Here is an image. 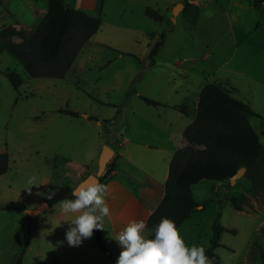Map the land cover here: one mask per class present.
Here are the masks:
<instances>
[{
    "label": "rangeland",
    "instance_id": "374dc122",
    "mask_svg": "<svg viewBox=\"0 0 264 264\" xmlns=\"http://www.w3.org/2000/svg\"><path fill=\"white\" fill-rule=\"evenodd\" d=\"M241 1L206 0L198 9L196 0H106L105 12L114 14L115 10L118 11L113 18L117 19L123 11L127 13L116 22L118 27L127 30L123 32L140 31L141 37L134 42L136 35L132 34L129 43L125 39L114 38L112 43L115 46H105L103 51L96 52L95 59L84 71L82 84L79 79L29 78L21 62L6 51H0V153H8L10 157L9 171L0 177V209L4 206L33 209L37 199L49 197L60 188L70 186L71 162L90 165L89 157L93 151L100 145H103V150L107 145L106 135L99 136L98 133L105 132L113 118L121 123V112L109 105L121 104L123 87L119 90L116 88L115 75L122 74L121 67L125 64L118 60L103 68L105 62L113 61L118 56L116 45L121 44L116 43L123 42L124 45L119 46L123 48L135 44L136 53L141 54L145 49L143 42L150 40L155 44L165 34L166 43L158 56L161 60L200 56L206 57L207 61L213 60L212 66H216L232 56L235 32L241 44H238V54L229 68L243 74L231 79L242 89L243 94H238L236 98L245 100L249 97L246 88L248 78L244 73L248 71L249 76L258 77L264 72V60H259V56L264 54V12L236 8ZM241 3L248 7L247 2ZM178 4L183 5V10L173 23V11ZM102 15L105 19V14ZM115 20L109 19L107 22L113 23ZM112 27L109 24L108 28ZM12 40L16 42L19 39ZM247 43L252 44V48L244 47ZM209 54H212L211 58ZM8 70L20 74L24 81L18 91L7 78ZM170 77L163 71L158 86L135 83V87L131 86V93L133 89L141 91L143 88L145 91L142 90V93L149 91L148 95L166 100L170 97V86L166 83ZM214 82L212 79L210 83ZM254 91L256 108L262 112L264 119L262 88L257 87ZM140 103V99L132 94L130 104ZM59 110H70L79 116L60 115ZM87 116L96 117L97 120L88 121ZM263 119H251L259 132L264 131ZM121 136L130 137L125 129ZM157 151L161 152L160 148L153 152ZM32 177H35L37 186L28 184ZM216 185L210 180L196 184L195 200L208 202V205L205 209L200 206L201 210L181 228V234L190 246L202 245L207 250L211 248L213 223L221 214L220 224L226 231L221 236V247L213 249V257L207 264H261L264 228L258 233L257 230L264 220V193L254 192L246 175L235 185L222 183L219 193H216ZM229 195L241 199L243 212L232 207ZM58 208H48L35 218L26 213L19 215L11 210H0V264H15L29 224L32 225L33 240L22 264H73L79 246L67 243L69 225L62 227L58 223L61 214ZM104 235L106 238L105 229ZM107 239L112 249L115 246L113 238L107 235ZM83 248L87 254L93 253L94 248L98 249L94 235L84 240ZM107 261L110 262L108 264H116L117 260L111 262L107 257Z\"/></svg>",
    "mask_w": 264,
    "mask_h": 264
},
{
    "label": "crops",
    "instance_id": "0c3cea01",
    "mask_svg": "<svg viewBox=\"0 0 264 264\" xmlns=\"http://www.w3.org/2000/svg\"><path fill=\"white\" fill-rule=\"evenodd\" d=\"M196 1L198 9L206 2V0ZM242 1L247 2L248 7H245L243 3H241ZM242 1L238 3L239 6H236V8L244 10L256 9L253 7L252 0ZM65 3L68 7L82 10L89 15H101L102 25L97 34L85 44L78 54L65 78L60 80L79 79L81 83V78L85 79L84 71L87 65L95 59V53L103 51L105 46H115L114 43H112L114 38L121 40L125 39V41L129 43L130 35H136L133 38L134 42L141 37L140 31H137V33L135 31L132 33L123 32L127 30L118 27L119 24L116 22L121 19V15L127 16V13L123 11L117 19L113 18L118 11L115 10L113 12L114 14L107 13V11L105 12L106 0H65ZM47 9V0H1L0 29L11 27L15 28L17 31L33 32L36 30L41 19L46 15ZM256 10L264 12V5ZM103 13L105 14V19L103 18ZM109 19L116 20L113 21V23H109L107 22ZM157 20L160 21L159 18ZM109 24L114 27L109 29ZM156 38L157 37H155V39ZM20 42L21 40L19 39L15 43ZM240 42L241 41L237 39L234 32L232 40L234 51L232 56L229 59H223L220 61V64L217 63L216 66H212L213 60L207 61L205 59L206 57H178L161 60L160 57L158 58V54L156 62L152 67L148 65V55L150 45L152 44L150 40L143 42L142 45L145 49L141 54L136 53V49L134 48L135 44L123 48L119 47L124 45L123 42L116 43L121 44L116 45L119 50L118 56L114 58L113 61L105 62L103 68L111 66L112 62H117L118 60L121 61V64H125L121 67L122 74L115 75L117 78L116 88L119 90L121 86L123 87L121 104H108L109 106L117 107L119 113L121 112V123H117V119L113 118L109 121L110 126L105 128V132L101 131L98 133L99 136L103 134L106 135V144L114 150V158H116V168L112 172V178L105 184L108 188L105 194V201L110 208V215L105 217L103 221L104 229L106 230V238L104 229H101V232L107 246V251L98 252L99 250L94 248L93 253L87 254L82 243L75 257L76 261L73 264H104V262L108 264L110 262L107 261V257H110L111 262H114V260L118 259L122 248L118 242L113 239V245L115 243V246L111 249V246L108 244L107 235L111 234L113 237L118 236L120 231L126 227V224L133 220H142L147 225L149 217L164 199L165 183L169 176V167L172 157L177 150L188 145L184 136V131L196 118L197 106L202 89L208 84H214L222 86V88L235 99H237L236 97L238 94H243H241V87L237 82L231 79L232 76L242 75L243 73L229 68L231 61L238 54V44ZM165 43L161 49L165 46ZM244 47L252 48V44L247 43ZM208 57L211 58L212 54H209ZM259 60H264V54L259 56ZM163 71L171 75L166 82L170 86L168 95L170 97L168 99L165 100L161 97L148 95L149 93L147 92L149 91L142 93V90L145 91L143 88L140 89L141 91L133 89L134 92L131 93V86L135 87V83L142 85L148 83L152 87L158 86L161 83L160 76ZM244 74L245 77L248 78L246 88L248 89L247 92L249 97H246L245 100L240 99V101L242 100V102L248 103L255 113L261 115L262 112L256 108V92L254 90L257 89V87H261V94L264 96V72L258 77L249 76L250 73H248V71ZM123 75H125V77ZM142 75L143 77H141ZM193 75L195 76L194 78L192 77ZM137 78L139 79L138 81ZM212 79L215 80L214 83H210ZM83 83L85 84V81H83ZM107 91L109 90L107 89ZM132 94L138 99H140V97H146L161 103V105H147L141 99L140 104L132 105L130 104ZM68 111L70 110H59V114L71 116L67 113ZM252 118L257 117L251 116L249 118L251 124ZM86 119L88 121L97 120L96 117L91 116H87ZM99 125L101 126L102 123H99ZM252 126L260 135V141L264 146V131L259 132L253 124ZM123 128L130 137L121 136L123 134ZM102 147L103 145H100L93 151V154L89 157L90 165H86L88 163L71 162L69 171L71 174L70 186L73 189L89 175L96 174ZM158 148H160L161 152H153ZM157 153H159V155H157ZM213 182L218 184L215 188H217L216 193H219L222 188V182ZM195 186L196 185L193 186V194ZM36 202L37 204L33 209L43 204L45 198H39ZM55 206L59 207V204ZM58 209L60 210V207ZM199 210H201L200 207L198 208V211ZM191 218L185 221L180 229L189 222ZM72 219L73 216H65L61 212L60 216H58V223H60L62 227H65L68 225L67 222H70ZM263 228L264 220L259 226L257 233ZM145 234L148 237L150 235L147 227ZM113 255L116 258H114ZM103 259H105V261Z\"/></svg>",
    "mask_w": 264,
    "mask_h": 264
},
{
    "label": "trees",
    "instance_id": "16d2710c",
    "mask_svg": "<svg viewBox=\"0 0 264 264\" xmlns=\"http://www.w3.org/2000/svg\"><path fill=\"white\" fill-rule=\"evenodd\" d=\"M47 2V13L35 31H17L11 27L0 29V51H6L21 62L29 78L64 79L85 44L100 30L102 17L70 8L65 0ZM252 3L254 8L260 9L264 0H252ZM165 37L163 34L159 41L150 45L149 67L154 66ZM13 38H18L21 42L15 43ZM6 75L13 88L18 91L24 83L21 75L11 70ZM140 99L147 105H161L146 97ZM67 113L73 117L79 116L72 111ZM251 116L263 119L248 103L235 99L220 85L208 84L202 89L196 118L184 131L188 145L177 150L172 157L164 199L148 219L146 227L149 237L154 235V228L162 218L172 219L180 228L200 206L206 208L208 202L198 203L193 194V186L202 180L230 183L238 171L244 168L254 192L264 193V146L260 135L249 121ZM115 163L116 158L108 164L100 184L105 185L112 178ZM9 164V154L0 153V177L9 171ZM73 190L71 186L62 187L51 198L46 197L45 202L52 208L61 200L74 199ZM228 197L232 207L243 212L241 199L232 195ZM26 209L4 206L0 210H11L23 215ZM220 218L221 214H218L212 226L211 248L205 251L208 260L213 257V249L221 247V236L226 231L220 224ZM93 235L96 247L106 252L107 246L101 229L94 230ZM32 240V225L29 224L21 240L15 264L23 263ZM260 260L264 264V250Z\"/></svg>",
    "mask_w": 264,
    "mask_h": 264
},
{
    "label": "clouds",
    "instance_id": "9594fccd",
    "mask_svg": "<svg viewBox=\"0 0 264 264\" xmlns=\"http://www.w3.org/2000/svg\"><path fill=\"white\" fill-rule=\"evenodd\" d=\"M28 184L37 186L35 177ZM107 191V186L100 183L83 184L73 190L74 199L59 201L60 211L73 216L67 222L66 240L70 246H80L93 236L94 230L104 229L103 221L110 215L105 201ZM145 230L144 221L133 220L118 236L110 234L122 248L116 264H207L204 246H190L172 219L162 218L151 237L146 236Z\"/></svg>",
    "mask_w": 264,
    "mask_h": 264
},
{
    "label": "water",
    "instance_id": "95a60500",
    "mask_svg": "<svg viewBox=\"0 0 264 264\" xmlns=\"http://www.w3.org/2000/svg\"><path fill=\"white\" fill-rule=\"evenodd\" d=\"M182 10H183V5L182 4H178L174 8L173 15H172V22L173 23H176L177 17H178L179 13ZM114 155H115V152H114V150L111 147H109L107 145L104 146V148H103V150H102V152H101V154L99 156L98 170H97L96 174L89 175L76 188H78L79 186H81L83 184L100 183V180H101V178H103L105 176V174L107 172V166L111 162V160L114 158ZM245 172H246V170L244 168L239 170L238 173L230 180L231 185H235L236 182L245 175ZM48 208H49L48 203L44 202L43 204H41L40 206H38L35 209L26 210L25 213L29 217L35 218L41 212H43L44 210H46Z\"/></svg>",
    "mask_w": 264,
    "mask_h": 264
},
{
    "label": "built area",
    "instance_id": "2783aa9c",
    "mask_svg": "<svg viewBox=\"0 0 264 264\" xmlns=\"http://www.w3.org/2000/svg\"><path fill=\"white\" fill-rule=\"evenodd\" d=\"M127 225V224H126Z\"/></svg>",
    "mask_w": 264,
    "mask_h": 264
}]
</instances>
